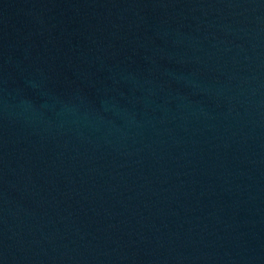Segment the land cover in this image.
Returning a JSON list of instances; mask_svg holds the SVG:
<instances>
[{
	"label": "water",
	"instance_id": "water-1",
	"mask_svg": "<svg viewBox=\"0 0 264 264\" xmlns=\"http://www.w3.org/2000/svg\"><path fill=\"white\" fill-rule=\"evenodd\" d=\"M0 264H264V0H0Z\"/></svg>",
	"mask_w": 264,
	"mask_h": 264
}]
</instances>
